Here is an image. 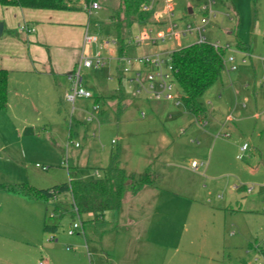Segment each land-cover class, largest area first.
Returning <instances> with one entry per match:
<instances>
[{
	"label": "rangeland",
	"instance_id": "1",
	"mask_svg": "<svg viewBox=\"0 0 264 264\" xmlns=\"http://www.w3.org/2000/svg\"><path fill=\"white\" fill-rule=\"evenodd\" d=\"M101 2V8L90 16V31L99 32L101 43L116 40L110 46L120 49L121 41L113 27L120 0ZM169 2L177 28L201 21L202 0ZM84 5L82 10L86 11ZM214 9L216 14L205 27L206 39L229 44L227 56H235L237 69H231L226 58L222 76L199 99L205 108L202 116L185 107L178 84L173 93L180 96L174 100L131 96L132 102L119 112L116 102L100 97L99 111L95 112V101L106 92L102 85L113 89L116 83L118 89L117 67L125 65L110 58L105 66L83 68V86L94 97L66 101L61 117L32 104L20 105L18 117L10 110L0 111V264H39L47 253L57 261L64 260L80 246L76 238L83 239L84 245L86 241L84 233H68L74 218L84 225L88 238L97 240L100 235L89 214H77L70 193L47 198L26 194L23 187H53L69 180V170L76 168L85 178H92L97 170L104 173L114 158L136 178L149 168L156 181L138 195L128 182L124 212L105 213L113 224L119 222L123 228V222L138 208L150 215L153 225H160L163 216L176 217V231H185L186 225L190 230L216 226L222 231L221 221L228 217L237 224L231 229L239 233L240 226L244 230L243 243L264 239V0H215ZM153 18H132V25L124 31L125 54L142 55L151 50L168 56L197 41L195 35L182 34L149 46L129 44L145 24L157 26ZM152 36H156L155 29ZM239 42L250 49L251 57L246 60ZM127 76L125 72L122 75L123 92L133 94ZM181 128H185L184 133ZM245 143L248 148L242 151ZM47 223L58 225L57 241H50L54 233L45 231ZM45 239L48 243L44 244ZM256 253L264 263V255ZM223 256L228 260L229 256L219 255L228 264ZM233 258L236 264H257L244 249Z\"/></svg>",
	"mask_w": 264,
	"mask_h": 264
},
{
	"label": "crops",
	"instance_id": "2",
	"mask_svg": "<svg viewBox=\"0 0 264 264\" xmlns=\"http://www.w3.org/2000/svg\"><path fill=\"white\" fill-rule=\"evenodd\" d=\"M86 3L80 0L77 9L61 10L4 6L0 2V22L4 23L0 34V68L9 71V102L6 110H10L11 115L18 117L20 105L32 104L37 108L51 109L61 117L62 107L65 109L66 101L69 100V74L84 55L93 52L84 44L88 25L91 27V14L82 10ZM158 6L161 9L164 7H160V3ZM24 22L35 26L36 30H22L20 25ZM145 25L142 30L148 27ZM239 48L245 53L244 60L248 55L251 57L246 43L241 42ZM103 53L118 62V57L123 55L119 49L110 45L103 49ZM117 71L118 89H115L116 83L113 89L104 83L102 86L106 92L103 91L102 96L116 102L118 111L122 112L132 102L131 96L134 95L123 92L124 80L119 66ZM110 75V79H113V75ZM169 125H165L167 129ZM123 204L119 209L120 214L124 212ZM135 210L142 215L136 214L135 211L131 213L123 222V228L119 227V222L113 224V221L107 220L106 215L94 221L93 216L89 214L90 221L97 229V235H100L97 240L88 238L82 224V228L75 234L81 236L80 233H84L83 237L87 241L85 245L83 239L76 238V242L81 243L80 246L74 245L75 252L65 256L64 260L57 261L50 253L43 259L50 264H225L219 259V255L227 253L229 260L223 256L226 263L236 264L233 257L244 249L247 257H255L256 263H263L256 256V252L264 255V239H256L254 243L247 240L243 243L244 230L240 226L239 233L231 229V226L237 225L235 219L225 217L221 225L219 224H223L222 231L216 226L204 231L190 230L189 225L185 226V231H176L179 223L176 217L163 216L160 225H153L154 220L150 215H145L143 210L138 208ZM122 217L120 215V220ZM45 231L54 233V236L49 238L50 241H57L56 232L46 229ZM245 235L252 237L250 233ZM43 243L48 241L45 239Z\"/></svg>",
	"mask_w": 264,
	"mask_h": 264
},
{
	"label": "trees",
	"instance_id": "3",
	"mask_svg": "<svg viewBox=\"0 0 264 264\" xmlns=\"http://www.w3.org/2000/svg\"><path fill=\"white\" fill-rule=\"evenodd\" d=\"M80 0H0L4 6H21L40 9L73 10L78 8ZM89 3L91 0H84ZM93 1V0H92ZM147 0H120L119 10L113 15V27L121 41L120 53L125 54L124 31L129 28L133 17L145 21L152 15L151 11L143 9ZM241 42H239L240 44ZM227 47L216 48L211 42H195L179 47L172 52V62L178 84L183 90L182 101L185 107L196 115H203L205 108L199 99L222 76L226 68ZM98 96L96 102H100ZM104 98V97H103ZM9 102V71L0 68V111L8 107ZM69 180L48 188H37L24 184L23 191L34 196L56 197L63 192H69L73 205L79 216L91 214L92 220L98 221L109 210H119L122 207L126 185L129 182L131 190L137 194L146 186L156 181L154 173L147 168L136 178L121 166L118 159H113L104 168L100 176L85 178L78 168L69 170ZM45 229L57 232L58 225L45 224Z\"/></svg>",
	"mask_w": 264,
	"mask_h": 264
},
{
	"label": "built area",
	"instance_id": "4",
	"mask_svg": "<svg viewBox=\"0 0 264 264\" xmlns=\"http://www.w3.org/2000/svg\"><path fill=\"white\" fill-rule=\"evenodd\" d=\"M163 3V9L159 8L158 4ZM215 0H202L200 4L201 11V21L195 22L194 24H188L184 28H177L178 24L175 20L172 19L173 11L172 6L169 0H147L144 4L143 9L146 11H151L155 20L157 21V26L147 27L141 31L140 34L134 36L129 44L133 43L136 46H149L156 42H165L168 39L173 37H179L182 34H191L195 35L197 38L196 42H207L205 36L206 24L211 20V18L216 14L214 9ZM102 4L99 0H93L84 5V8L92 14L96 9L101 8ZM165 14L166 16L161 18V15ZM151 15V16H152ZM153 18V19H154ZM99 27L101 24H95V27ZM22 30L28 32H34L36 30L35 26L29 25L27 22H24L20 25ZM155 29L156 36H152V32ZM112 42L116 40H105L101 43L99 32L91 33L90 25L85 33L84 44L92 49V53L84 55L80 60L75 69L69 74L71 81L72 91L67 94L69 100L73 103L78 97L93 98V93L86 89L83 86V68H99L107 65L108 58L104 55L103 49L111 45ZM216 48L227 47L230 48L229 44H221L220 42L213 43ZM97 47L94 49V47ZM126 45V44H125ZM230 62L231 69H237V64L235 63V56L229 55L226 57ZM119 62L123 61L125 65L120 69L121 75L127 73V80L129 87L132 89L134 96L143 95L147 99H165V100H174L179 95H174V87L178 84L175 67L172 62V52L165 55L162 52H146L142 55H128L123 54L118 57ZM179 85V84H178ZM183 95V94H182ZM181 95V99H182ZM179 104L180 102L177 101ZM100 103L96 102L93 105L95 112L99 111ZM142 116H146L145 111H142ZM91 116L90 118H92ZM205 118L201 119L204 121L203 124H206ZM181 132L184 133L185 129L181 128ZM77 145H79L77 143ZM248 148V143H245L241 146L242 151H246ZM193 165L197 167V162L193 161ZM97 176H100L101 173L99 170L96 172ZM251 190V188H249ZM77 212V211H76ZM78 214V213H77ZM82 228V224L79 221H73L68 229L70 235H74L77 231ZM54 238V237H53ZM264 247V242L262 243ZM39 264H50L45 259H41ZM263 264V263H257Z\"/></svg>",
	"mask_w": 264,
	"mask_h": 264
},
{
	"label": "water",
	"instance_id": "5",
	"mask_svg": "<svg viewBox=\"0 0 264 264\" xmlns=\"http://www.w3.org/2000/svg\"><path fill=\"white\" fill-rule=\"evenodd\" d=\"M190 11L192 12V8L190 9ZM3 28H4V23L0 22V34H2Z\"/></svg>",
	"mask_w": 264,
	"mask_h": 264
}]
</instances>
